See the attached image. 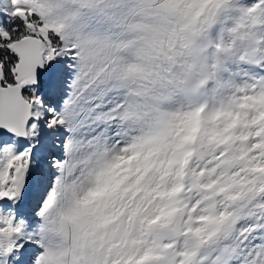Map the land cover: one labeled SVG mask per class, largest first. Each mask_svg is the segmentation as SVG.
Masks as SVG:
<instances>
[{"label": "snow or ice", "instance_id": "obj_1", "mask_svg": "<svg viewBox=\"0 0 264 264\" xmlns=\"http://www.w3.org/2000/svg\"><path fill=\"white\" fill-rule=\"evenodd\" d=\"M0 264H264V0H0Z\"/></svg>", "mask_w": 264, "mask_h": 264}, {"label": "clouds", "instance_id": "obj_2", "mask_svg": "<svg viewBox=\"0 0 264 264\" xmlns=\"http://www.w3.org/2000/svg\"><path fill=\"white\" fill-rule=\"evenodd\" d=\"M197 131V122L195 119L191 121L185 128L181 130L182 139L188 140L193 137ZM126 170V169H125Z\"/></svg>", "mask_w": 264, "mask_h": 264}]
</instances>
